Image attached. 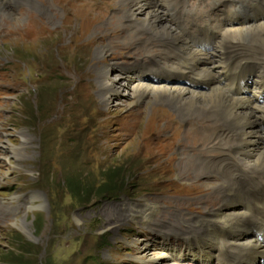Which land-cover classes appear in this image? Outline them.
Wrapping results in <instances>:
<instances>
[{
  "label": "rangeland",
  "instance_id": "rangeland-1",
  "mask_svg": "<svg viewBox=\"0 0 264 264\" xmlns=\"http://www.w3.org/2000/svg\"><path fill=\"white\" fill-rule=\"evenodd\" d=\"M0 1V264H200L184 237L224 204L223 178L203 165L227 154L224 121L165 95L131 104L130 67L151 75L176 62L167 65L141 26L144 13L132 16L124 0ZM177 1V15L170 0L153 4L181 30L264 9V0ZM31 20L39 33L8 32ZM261 25L242 36L264 37ZM109 67L122 68V93L102 99L99 73ZM145 199L159 208L151 220L125 214ZM163 251L169 263L139 257Z\"/></svg>",
  "mask_w": 264,
  "mask_h": 264
},
{
  "label": "bare ground",
  "instance_id": "bare-ground-1",
  "mask_svg": "<svg viewBox=\"0 0 264 264\" xmlns=\"http://www.w3.org/2000/svg\"><path fill=\"white\" fill-rule=\"evenodd\" d=\"M124 1L132 5L129 11L132 16L144 13L145 17L139 19L142 25L138 22L142 27L152 30L149 35L153 37V42L161 43L167 65L176 61L170 64L169 69L151 75H146L147 68L131 65L127 75V81L133 83L130 87L131 104L140 101L141 96L149 95L147 101L154 103L165 95L172 101L176 99L175 104L177 101L188 112L198 108L218 115L224 121L219 136L226 140V156L218 162H203L209 173H220L223 178L224 204L215 211H208L206 218L195 221L196 224L194 221L190 224L196 230L184 237L188 242V256L200 264H264V37L256 35L253 38L257 40L249 41L242 36L246 28L255 31L256 26H264V9L241 17L232 12L229 17L219 19L216 23L196 26L194 30H181L182 20L177 19L178 25L175 26L164 21L161 11L153 4L154 0ZM170 3L175 13L179 1L170 0ZM33 24L23 31L9 29L8 32H22L27 36L39 33V28L33 29ZM139 31L142 32L141 29ZM45 32L51 34L57 31L46 26ZM104 48L96 51L95 55L98 57L107 51ZM160 60L157 57V62ZM112 69L99 73L102 99L110 96L109 93L115 96L122 93L120 87L116 88L122 68ZM21 137L28 141L26 133H22ZM150 137L152 134L146 139ZM4 147L17 159H23V152L12 144ZM143 201L144 206L138 203L126 205L125 214L129 217L137 214L143 221L151 220L159 208H152L156 204L149 199ZM3 204H6L3 210L7 213L15 210L12 203ZM197 256L205 261L201 262ZM139 257L148 263H169L166 262L165 252H144Z\"/></svg>",
  "mask_w": 264,
  "mask_h": 264
}]
</instances>
